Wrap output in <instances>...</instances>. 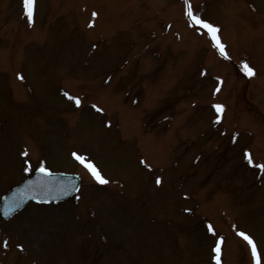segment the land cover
<instances>
[{
	"label": "rangeland",
	"instance_id": "374dc122",
	"mask_svg": "<svg viewBox=\"0 0 264 264\" xmlns=\"http://www.w3.org/2000/svg\"><path fill=\"white\" fill-rule=\"evenodd\" d=\"M137 1L139 11L159 16L154 40L160 51L147 45L151 39L140 29L133 42L124 45L117 37L91 55L83 39L100 33L85 26L86 7L111 13L119 33L129 27L122 8L134 16ZM180 1L42 0L36 36L20 19V0H0V195L42 163L78 170L71 150L96 153L105 174L122 180L114 188L88 182L77 201L29 204L14 219L0 220L1 264H212L217 235L227 238L224 264H251L236 230L255 235L264 264V172L244 159L247 149L255 164L264 163V0H205L197 10L220 29L239 65L255 67L258 77L249 81L234 63L218 58L202 33L188 28ZM156 16L148 20L151 29ZM165 22L173 23L168 33ZM49 26L43 47L15 51L13 65L8 62L10 45L14 51L41 36L46 41ZM87 63L82 81L73 80ZM23 66L26 87L15 78ZM59 78L84 95L82 107L58 101ZM91 101L112 111L116 133H106V115ZM221 102L228 109L224 120L213 107ZM122 133L148 143L126 141L122 149L104 139ZM24 147L30 165L20 156ZM208 218L214 237L205 229ZM183 227L187 234L175 232ZM186 246L191 250L183 252Z\"/></svg>",
	"mask_w": 264,
	"mask_h": 264
},
{
	"label": "snow or ice",
	"instance_id": "6c2138e0",
	"mask_svg": "<svg viewBox=\"0 0 264 264\" xmlns=\"http://www.w3.org/2000/svg\"><path fill=\"white\" fill-rule=\"evenodd\" d=\"M24 2V7L26 9V16L29 19V21L32 20V16H33V6H34V0H23ZM185 6H186V16L188 17V20L190 22L191 25L193 26H200L204 29L207 30V34L210 38V40L212 41L214 47H216L221 56H224L225 58H227V53L224 51V45L220 42V38L217 35L218 29L217 27H215L213 24L209 23L208 21L202 19L198 14H195L192 8V5L190 3V0H185ZM93 15L95 16L96 13H93ZM241 70L248 76H252L254 74V69L251 68L248 63L246 61L241 62ZM65 95H68L67 93H65ZM70 99L74 100L75 103L77 105L80 104V99L78 97L72 96L70 97ZM95 107V106H93ZM217 112L221 111L223 106L222 105H214L213 106ZM219 119V117L217 118ZM23 155H27V153H22ZM81 164H83L88 170L89 172L92 174V176L100 183H107L108 181L104 179V177L100 174V172L98 171V169L95 167V165H93L90 161L89 162H85V157L81 156V155H77L76 153L72 154ZM245 159H247L249 164H253V160L252 157L250 155V153H248L247 151L245 152ZM143 163V161H142ZM255 167H257L261 172H264V163H256ZM28 168H25V171H28ZM39 173H42L44 177H48L51 176V172L50 170L44 166V164L42 163L38 169ZM159 178L157 179V183H159ZM31 183V182H30ZM20 198L22 199L23 196H20ZM19 205V200L17 199V194H13V197L8 199H5V212L4 215L7 216L15 207H18ZM208 231L209 232H213V228L211 224H208ZM240 237H242L247 244L250 246L251 248V255L254 261V264H261V257L260 254L258 253L257 250V246L253 240V238L246 234L243 231H239L237 233ZM5 246L7 244V242H4ZM212 251L215 253L213 259L216 260V264H220V260H219V255H220V244L219 242L216 243V246L212 249Z\"/></svg>",
	"mask_w": 264,
	"mask_h": 264
},
{
	"label": "water",
	"instance_id": "95a60500",
	"mask_svg": "<svg viewBox=\"0 0 264 264\" xmlns=\"http://www.w3.org/2000/svg\"><path fill=\"white\" fill-rule=\"evenodd\" d=\"M14 192H16V190L15 191H13L12 193H10V194H13ZM23 202H21V201H19V204H22Z\"/></svg>",
	"mask_w": 264,
	"mask_h": 264
},
{
	"label": "bare ground",
	"instance_id": "6f19581e",
	"mask_svg": "<svg viewBox=\"0 0 264 264\" xmlns=\"http://www.w3.org/2000/svg\"><path fill=\"white\" fill-rule=\"evenodd\" d=\"M225 114V113H224Z\"/></svg>",
	"mask_w": 264,
	"mask_h": 264
}]
</instances>
